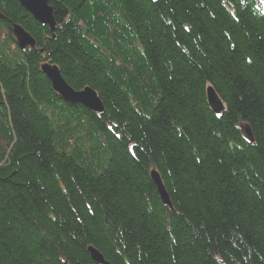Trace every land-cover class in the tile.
I'll use <instances>...</instances> for the list:
<instances>
[{
  "label": "trees",
  "instance_id": "trees-1",
  "mask_svg": "<svg viewBox=\"0 0 264 264\" xmlns=\"http://www.w3.org/2000/svg\"><path fill=\"white\" fill-rule=\"evenodd\" d=\"M48 2L0 0V264H264V0Z\"/></svg>",
  "mask_w": 264,
  "mask_h": 264
},
{
  "label": "water",
  "instance_id": "water-1",
  "mask_svg": "<svg viewBox=\"0 0 264 264\" xmlns=\"http://www.w3.org/2000/svg\"><path fill=\"white\" fill-rule=\"evenodd\" d=\"M19 2L38 22L48 25L51 32L56 30L53 7L49 4L48 0H19ZM12 30L16 43L22 50L29 47L33 48L35 46L36 41L34 37L23 26L14 23ZM40 70L51 82L53 90L65 101L72 104H82L87 109L97 113L104 112L105 108L103 102L94 88L86 86L81 90L74 89L64 79L60 68L50 60H43L40 65ZM207 96L213 112L220 113L224 110V104L212 86L207 88ZM246 132L248 135H251L249 127L246 128ZM151 176L156 184L162 201L165 204L170 205L169 196L159 173L156 170H153ZM89 252L97 264H111L95 247L90 246Z\"/></svg>",
  "mask_w": 264,
  "mask_h": 264
},
{
  "label": "bare ground",
  "instance_id": "bare-ground-1",
  "mask_svg": "<svg viewBox=\"0 0 264 264\" xmlns=\"http://www.w3.org/2000/svg\"><path fill=\"white\" fill-rule=\"evenodd\" d=\"M58 66V65H57ZM42 72V71H41ZM220 97V96H219ZM207 102H208V104H209V107H210V103H209V99H208V96H207ZM223 102V101H222ZM224 104V103H223ZM211 108V107H210ZM224 110H225V105H224ZM223 110V111H224ZM91 259L94 261V259L91 257ZM107 260V259H106ZM108 261V260H107ZM95 262V261H94ZM111 263V262H110Z\"/></svg>",
  "mask_w": 264,
  "mask_h": 264
}]
</instances>
